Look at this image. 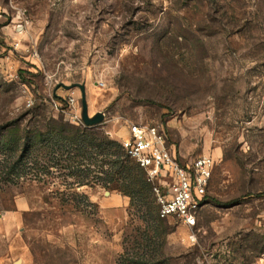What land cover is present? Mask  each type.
Instances as JSON below:
<instances>
[{"label":"rangeland","instance_id":"rangeland-1","mask_svg":"<svg viewBox=\"0 0 264 264\" xmlns=\"http://www.w3.org/2000/svg\"><path fill=\"white\" fill-rule=\"evenodd\" d=\"M75 84L100 125L49 120L46 101ZM131 123L162 126L183 162L214 159L194 229L161 220L148 187L140 198L99 181L118 153L133 166ZM54 124L101 149L68 153ZM0 133V264H257L264 0H0ZM83 150L93 159L69 161Z\"/></svg>","mask_w":264,"mask_h":264},{"label":"built area","instance_id":"built-area-1","mask_svg":"<svg viewBox=\"0 0 264 264\" xmlns=\"http://www.w3.org/2000/svg\"><path fill=\"white\" fill-rule=\"evenodd\" d=\"M48 103L55 116H62L72 125L86 127L82 120L79 89L67 91L65 97L53 94ZM28 106L32 107L33 103L28 101ZM127 127L128 136L121 139V145L129 158L146 173L159 217L162 220H177L188 229H194L206 205L214 159L200 156L183 162L169 146L162 126L131 123ZM257 264H264V255Z\"/></svg>","mask_w":264,"mask_h":264},{"label":"trees","instance_id":"trees-1","mask_svg":"<svg viewBox=\"0 0 264 264\" xmlns=\"http://www.w3.org/2000/svg\"><path fill=\"white\" fill-rule=\"evenodd\" d=\"M46 104L50 108L51 117L49 120L52 123H60V124L67 125V126H70L72 128H75V129H77V128H79V129L80 128H86L87 129V127H78V126L70 124L69 122H66L62 116H55L52 109H51L50 103L46 102ZM40 109H41L40 107H35L32 109V112L40 111ZM10 127H11V125H9L6 128L4 127L5 129H2V131L3 130L6 131ZM48 131H49L48 132L49 136H51L52 138L54 136H57L60 139H62V142H65V144L62 147L64 149L68 148V150H67L68 153L70 152L71 146H76V147L78 146L79 147L80 145H78V144H81V146H83V147H88V148H91V149L96 150V151L101 149V147L99 145L98 146L93 145L92 142L81 140V137L79 135V133H80L79 131H71L69 129L65 130L64 128L59 127L58 125H55V124H54V126H51L50 128H48ZM2 133H0V137H2ZM25 138L30 139L29 136H26ZM34 140H36L37 143H41V142L43 143V142H46L47 138L44 141V135L42 133H39L35 137V139L33 138V140L31 138L30 141L32 143L30 142L29 144H26L23 147L22 153H25V154L20 156L21 159H26L29 155H31L32 150L34 148H36V143L35 144L33 143ZM57 142H60V141H57ZM78 149H80V148L73 149V151H77ZM121 150L123 152V156L125 157V159L127 161H129L130 163H132L133 166L129 167L127 164H125L124 163L125 161L123 159L121 160V157H119L121 155L118 153L115 160L110 161L109 164L107 162L102 163L103 165H111V171H109L106 174V177L104 179H99V181L106 183V184L114 185L118 191L124 193L125 195H127V194L133 195L136 192V194L140 198L145 197V193H144L145 187H148L150 189L152 196H153L152 186L147 182L146 173L144 172V170L141 169L134 161H132L129 158V156L125 152L124 148L122 147V145H121ZM2 152L12 153L13 151L2 149ZM101 152H102V150H101ZM90 153H92V152L83 150L82 155H78L75 152L72 154L71 157L68 156V158H69V161H72L74 164L76 163V160L79 157L83 158L85 161L88 162V161H90V158L93 159V157H90ZM115 154H117V148H116V152H114V154H112L111 156H113ZM82 172H80V173L82 174ZM88 173L90 174V171H87L86 176L89 175ZM10 174H11V171L6 173V175H10ZM81 174L74 172L73 176L80 178ZM120 181H122V183ZM153 199H154V196H153ZM154 202H155V199H154ZM157 212H158V217H159L158 207H157Z\"/></svg>","mask_w":264,"mask_h":264},{"label":"water","instance_id":"water-1","mask_svg":"<svg viewBox=\"0 0 264 264\" xmlns=\"http://www.w3.org/2000/svg\"><path fill=\"white\" fill-rule=\"evenodd\" d=\"M62 87L67 91H70L72 89H79L81 94L82 120L86 127H94L100 125L104 121L105 116L102 113H98L92 117L90 116L85 85L83 84H75L71 86L63 85Z\"/></svg>","mask_w":264,"mask_h":264}]
</instances>
